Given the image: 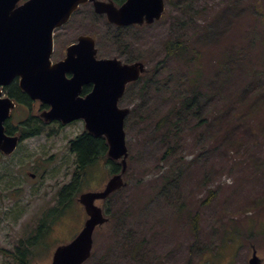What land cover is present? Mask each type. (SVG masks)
Listing matches in <instances>:
<instances>
[{"label": "rangeland", "instance_id": "374dc122", "mask_svg": "<svg viewBox=\"0 0 264 264\" xmlns=\"http://www.w3.org/2000/svg\"><path fill=\"white\" fill-rule=\"evenodd\" d=\"M228 1L165 0L160 20L131 27L117 41L109 36L114 30L103 28L101 20L85 18L87 7L55 31L53 62L64 56L65 47L79 34L94 36L98 57L122 54L126 61L143 60L148 67L167 57L168 42H182L188 47L179 60H171L155 75L153 86L144 87L142 78L120 100L134 111L125 124L127 185L105 203L97 202L112 219L94 230L92 255L84 264H248L253 249L264 264V107H245L250 106L255 94L232 100L237 92L234 89L252 82L251 72L236 71L229 83L212 90L210 123L197 126L199 117L191 109L180 113L175 108L157 129L160 118L174 104L178 106L189 70L192 74L199 66L200 79L212 71L215 74L213 69L225 46L239 51L248 40L257 45L255 51L264 48L262 13L233 10L226 5ZM234 1L244 3L238 8L252 3ZM258 1L257 6L264 8V0ZM226 8L230 9L229 18L217 20V14ZM232 19L231 25H235L217 37L215 33L212 39L198 35L201 25L224 24ZM193 48L202 53L198 65L185 61L186 56L191 58ZM208 56L212 58L208 60ZM259 58L255 57L257 63H263ZM261 71L264 81V64ZM207 105L204 112L210 109ZM38 106L33 101L30 113H38ZM22 108L18 114L25 115L26 108ZM82 129L81 121L51 125L38 136L23 140L13 154L0 157V251L13 250L20 240L34 236L49 205L54 200L58 204L59 190L70 182L74 171L75 157L68 140ZM28 172L36 177L31 178ZM111 175L110 166L101 162L87 168L82 188L71 195L70 206L57 208L58 216L67 211L51 231L50 238L54 239L48 243L44 236L45 242L39 247L43 254L33 255L27 264L49 263L50 255L45 252L69 241L87 217L76 196L101 189ZM10 185L19 187L17 197L2 200ZM2 255L0 264H9Z\"/></svg>", "mask_w": 264, "mask_h": 264}, {"label": "water", "instance_id": "95a60500", "mask_svg": "<svg viewBox=\"0 0 264 264\" xmlns=\"http://www.w3.org/2000/svg\"><path fill=\"white\" fill-rule=\"evenodd\" d=\"M18 1L0 0V85L6 86L18 77L19 87L31 99L48 104V109L40 113L45 121L59 120L65 124L82 119L86 131L106 139L107 157L120 164V170L108 178L101 190L78 196L87 218L70 241L55 248L50 263L83 264L92 252L95 227L108 221L96 202L127 184L124 119L129 108L118 106V101L126 85L137 80L146 66L142 61L97 58L95 40L88 34L80 35L76 43L65 48L62 59L52 62L54 30L87 0H26L21 4ZM93 4L97 12L105 13L116 25L151 23L164 12V0H126L119 7L111 1ZM86 83H92L93 89L82 97L81 86ZM1 95L0 89V152L10 154L18 137L6 135L3 122L14 103ZM248 263L261 264L254 249Z\"/></svg>", "mask_w": 264, "mask_h": 264}, {"label": "trees", "instance_id": "16d2710c", "mask_svg": "<svg viewBox=\"0 0 264 264\" xmlns=\"http://www.w3.org/2000/svg\"><path fill=\"white\" fill-rule=\"evenodd\" d=\"M257 3H259L258 0H252L251 5L247 4L246 6H240V8H238L239 5L244 3L241 1V3L238 4V2L231 0L228 1L226 5H229L230 8L233 10L250 9L251 13L255 15L261 12L262 14L260 15L262 20V18H264V8L258 7ZM229 10H230L229 8H226L221 12V14L220 13L217 14L216 16L217 20H220L222 18H225L226 20L227 18H229L228 16ZM231 14L233 16V12ZM235 14L237 15L235 18L236 20L238 18V11H236ZM232 21L233 19L230 20L229 22H225L224 24L206 25L203 27H201L202 26L201 25L199 28L198 35L199 36L201 35L202 37H206L208 39H212L211 36L212 34L215 33L217 35H215L214 37H217L219 34L225 32L227 28H230L235 25V23L231 25ZM253 35H254V42H256V40L258 39L257 32H255ZM256 47L257 45L251 44L248 40H246L240 46L239 51L234 46L233 47L225 46L219 55L218 66L213 69L215 70V74L212 71L210 75L203 77L202 79H200L201 68L199 66L195 67V70L192 74H190V70H189V75L186 82L187 87L184 90V94L179 96L178 106L175 107L174 104L172 108L169 109L167 115L160 118V120L157 122V129H159L160 127L163 126V124L166 123V121L168 120V115L170 114V112L175 111V108H177L180 113L183 111H189V109H191L193 114L199 117L197 118V122H196L197 126L206 124L208 121L210 123L211 122L210 119L212 116L211 110L213 109L211 103L213 97L212 90H214L215 92L217 89L222 88L224 83H229L228 80L232 79L231 78L232 73L236 71H242V72L244 71V72H248L249 74L251 72L250 76L252 82H250L249 80L247 83L245 84L243 83V85L239 89H234L237 92L233 94L234 98L232 100L236 99L237 101H240L244 98L245 95L255 94L254 98L251 100L252 102L250 103V106L247 104L245 107H249L250 109H253L252 108L253 106L264 107V81H262L263 77L261 71L264 61L263 63L262 62L257 63L255 59L256 56L257 57L259 56L260 60H264V53L262 54L261 52L262 50L264 51V48L262 50L257 49L255 51L254 49ZM187 49H188L187 45H184L182 42L180 43L168 42L167 49L165 51L167 57H164L160 62L151 66L150 69H148L147 73L142 75L138 81H140L143 78L144 87L153 86L151 85V82L154 81L155 75L161 73L163 71V68H165L167 66V63H169L171 60H176V59L179 60L181 58L180 57L181 52L184 53ZM192 52L193 53L191 55V58L188 59V57L186 56L185 61L187 60V62H195V64H197V62L198 63L202 62L201 61L202 53L200 52V50L198 48H193ZM211 58L212 57L210 56L207 57L208 60ZM254 64L255 66H253ZM220 67L221 70L219 74L218 70L220 69ZM221 75L223 77H221ZM258 86H260V88L258 90L259 93L257 94L256 88H258ZM11 87L13 88V86ZM11 87L9 88L8 95L12 96L15 95L16 93L18 94V92L16 91L15 93ZM207 103L209 104L210 109L207 110V112H204V110L208 108ZM133 112L134 111L131 108L130 113L126 117V122L127 120H129L130 114ZM218 118L219 117H216V119ZM225 123L227 124L228 120ZM173 134L175 135L176 132H173ZM69 146H70V150L76 155L75 161L78 164L77 168L82 173L85 172L88 167L92 166V164L97 163L100 160H103L105 165H110L111 172H113L114 169L117 170L119 169V164L106 158L105 152H106L107 144L103 137H93L87 134L85 131H83L82 133L78 134L75 138L69 141ZM166 152H168V150ZM77 175L78 174H76V177H74V180L72 181L71 184L64 185L60 188L59 190L60 197H58V204L61 202L70 203L71 198L67 199V197L81 190L83 181L82 179L78 178ZM66 195L68 196L66 197ZM109 217L111 220L112 216L109 215ZM19 248L20 249L22 248L21 243L19 244ZM0 254H3L2 256L9 261V264H27L29 260V258L25 256L23 253L18 254L17 246L13 250H8V249L1 250Z\"/></svg>", "mask_w": 264, "mask_h": 264}, {"label": "flooded vegetation", "instance_id": "af4514ba", "mask_svg": "<svg viewBox=\"0 0 264 264\" xmlns=\"http://www.w3.org/2000/svg\"><path fill=\"white\" fill-rule=\"evenodd\" d=\"M23 1H25V0H23ZM109 1H111L112 4L115 7H119L126 0H87V1L83 2L82 4H80L79 7L71 14L69 22L71 21L72 18H74V16H76L80 11H82L83 8L87 7L89 11L86 12L85 18H88L91 22L98 21V20L100 21L101 20V24H102L103 28H105V29L108 28L110 30L112 28V30H114L113 31L114 35L111 34L109 36H111L113 38H116V41H117V40L121 39L122 35H126L125 31L127 29L129 30L131 27L140 28L142 26H149V25L155 23L156 21H158V20H155V21H153L151 23L144 22L143 24L133 23V24H128V25H116L115 23H112V22H110L107 19V16H106L105 13L97 12L95 10V8H94V4H93L94 2H109ZM164 2H165V0H164ZM81 14H83V13H81ZM80 35H84V34H79L76 37V39L74 41L70 42L69 44L76 43L77 40H78V37ZM96 49H97V47H96ZM97 54H98V49H97ZM121 55L122 54H118V55H115L113 57H116V58H118L120 60H123L124 62H131L132 61V59H131V61H128V60L126 61V59L121 58ZM97 57H98V55H97ZM66 75H67L68 78L71 77V73L70 72L67 73ZM130 85H132V84L130 83V84H128L126 86V90L124 92V95H125L128 87H130ZM11 86H13V88ZM10 87L14 90L15 93H16V91L18 92V94L17 93L15 94L16 96L15 95H12V96L8 95V91H9ZM92 89H93V84L92 83H86V84L82 85L81 86V90H80V96L85 97L89 92H91ZM3 91H4V93L7 96H9L15 102V107L10 111V115L4 121V128H5V132L8 135H17L18 136V145H17V147L19 146V144L23 140L31 139L33 137L38 136L39 134L42 133V131H45L51 125H57L58 127H60L62 125H66V124H62L58 120H52V121H49V122L44 121L41 118L40 113H41V111L43 109L48 108V106L46 104H43L42 102H40L38 100L31 99L28 96V94L22 92V90L19 87L18 78L17 77L14 78V80L10 84L5 86L3 88ZM14 92H13V94H14ZM33 101H36L39 104V106H38L39 111L36 114H31L30 113L31 112V107L30 106L33 103ZM20 107L26 108V114L25 115H24V113L21 114V115L18 114ZM24 108H22V109L25 111ZM83 131H85V130L82 129L79 133H82ZM86 133L91 135V136H93V137H100V136H94V135H92V134H90L88 132H86ZM69 149H70V146H69ZM70 152L74 155V157H76V155L71 150H70ZM2 156H8V155H3L2 154L1 157ZM98 162L92 164V166L97 165ZM77 166H78V164L76 163V161H74V171L71 173V180H70L69 183L64 184V185L71 184L72 181L74 180V177H76V174H78L77 175L78 178L84 180V178L86 177L85 176V172H83V173L80 172L79 169L77 168ZM115 170H117V169H114L113 172H115ZM28 175L31 178H35L36 177V174L33 173V172H28ZM89 175H90V173H89ZM88 178H89V176H87V180H88ZM18 188L19 187L17 185H10V188H7L5 190V193L2 194V196H3L2 200L4 198L8 199L10 196L11 197H17V193L16 192L20 191V189H18ZM68 195H66V197ZM70 198H71V195L69 197H67V199H70ZM77 198L78 197H76V199ZM106 201H103L101 203H105ZM97 202H99V201H97ZM56 203H57L56 200H54L53 204L49 205V208L45 212L44 217L42 219H40V222H38L39 225L37 227V231L34 234V236H29L25 240H20L19 241V244L21 243V247L22 248L20 249L19 248V244L17 245L18 254L23 253L28 258H32L33 255L36 256V255L43 254L42 252L39 251V247H40V245L43 244V242H45L44 241V236L48 237V239H49L48 243L52 242V239H54V238H50L51 231L53 230V228H54V226L56 224V221L60 218V216H62L67 211V210L63 211L62 215L58 216L56 214L57 208H60V206L63 204L62 208L65 209V208L69 207L70 204H71V203H67L66 202V203H59V204L56 205ZM30 246H33V249ZM53 251L54 250L51 249L50 251L45 252V254L48 255V256L50 255V258H51L52 254H53Z\"/></svg>", "mask_w": 264, "mask_h": 264}]
</instances>
